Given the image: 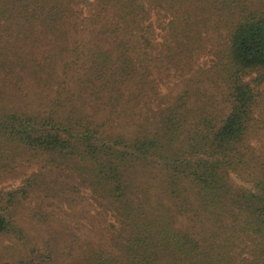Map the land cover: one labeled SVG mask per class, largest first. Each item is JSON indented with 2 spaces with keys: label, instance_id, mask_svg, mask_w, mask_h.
<instances>
[{
  "label": "trees",
  "instance_id": "16d2710c",
  "mask_svg": "<svg viewBox=\"0 0 264 264\" xmlns=\"http://www.w3.org/2000/svg\"><path fill=\"white\" fill-rule=\"evenodd\" d=\"M259 105L264 0H0V264H264Z\"/></svg>",
  "mask_w": 264,
  "mask_h": 264
},
{
  "label": "rangeland",
  "instance_id": "374dc122",
  "mask_svg": "<svg viewBox=\"0 0 264 264\" xmlns=\"http://www.w3.org/2000/svg\"><path fill=\"white\" fill-rule=\"evenodd\" d=\"M33 89L28 88L26 86V89L24 91H28L27 95L24 98V101H30L33 100V103L36 102V94L34 92H30ZM168 90L164 86V91ZM255 113V132L252 133L249 138L247 139L248 145L251 148H248V150L252 151L255 158L258 160H261L264 157V108L259 105L256 109ZM19 159L13 162V168L11 170L5 171L1 174V180L0 183L3 185H16L17 182L21 177H23V174L28 172L27 169V162H19ZM231 176V182L232 183H249V180H251L250 176L245 172H240L239 174L237 172L230 173ZM65 198H71L72 196L70 194L66 195ZM53 198V197H52ZM51 199V198H50ZM76 204H73L72 207L68 206L67 203H64L62 201H59L52 207L53 214L58 213H64L60 209V207H66L68 211L74 213L75 215L77 213H82L83 209H86L88 207V214H81L79 216V221L83 223V225L80 227L81 229L78 230L80 235L83 234H89L90 239L92 240H101L107 235V227L105 225V222L100 220V217L98 214H95V209L90 204H78V201H75ZM86 202V201H85ZM85 205V206H83ZM91 208V209H90ZM77 219V215L74 217ZM183 219V218H178ZM3 243H7V240L0 239V245Z\"/></svg>",
  "mask_w": 264,
  "mask_h": 264
}]
</instances>
